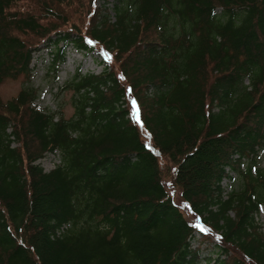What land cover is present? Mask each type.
Wrapping results in <instances>:
<instances>
[{
    "label": "trees",
    "instance_id": "16d2710c",
    "mask_svg": "<svg viewBox=\"0 0 264 264\" xmlns=\"http://www.w3.org/2000/svg\"><path fill=\"white\" fill-rule=\"evenodd\" d=\"M98 1L0 0V86L43 49L109 62L71 118L0 97V264H201L212 236L208 263L264 264V0Z\"/></svg>",
    "mask_w": 264,
    "mask_h": 264
},
{
    "label": "rangeland",
    "instance_id": "374dc122",
    "mask_svg": "<svg viewBox=\"0 0 264 264\" xmlns=\"http://www.w3.org/2000/svg\"><path fill=\"white\" fill-rule=\"evenodd\" d=\"M103 1H98V6L101 7ZM112 8V6H110ZM66 61L60 66L54 67V54L51 51L43 49L38 54L34 55L32 62V77L27 79L25 76H20L17 79H8L0 86V97L4 101L11 100L19 92L26 87H33L39 93L38 99L35 102L37 109L47 113H58L62 111V115L66 118H71L75 114V109L72 105L73 92L66 89L67 84L75 77L77 72L83 76L85 75H100L108 67V62L100 57L96 52L87 53L81 52L70 46L65 51ZM60 161L59 154L48 155L40 164L42 167L49 171L53 169ZM261 166L264 168V151L262 152ZM229 175L236 180L235 187H241V179L238 175L229 172ZM233 187L230 180H224L222 188L224 194L227 196ZM182 204V203H181ZM183 205V211L187 214V218L194 226L197 218L193 217L187 206ZM257 220L262 227L264 233V211L258 216ZM201 232V231H200ZM202 235V234H201ZM196 241H192L194 248L198 247L197 240L200 239V234L195 233ZM202 238V236H201ZM210 245L204 249L201 264H214L208 263L207 258L217 259L219 255L212 254L214 252V245H219V241L215 236L210 237ZM206 245V244H205Z\"/></svg>",
    "mask_w": 264,
    "mask_h": 264
},
{
    "label": "snow or ice",
    "instance_id": "6c2138e0",
    "mask_svg": "<svg viewBox=\"0 0 264 264\" xmlns=\"http://www.w3.org/2000/svg\"><path fill=\"white\" fill-rule=\"evenodd\" d=\"M90 43H91V41H89ZM133 105H135V101H133ZM201 230H203V229H201Z\"/></svg>",
    "mask_w": 264,
    "mask_h": 264
}]
</instances>
